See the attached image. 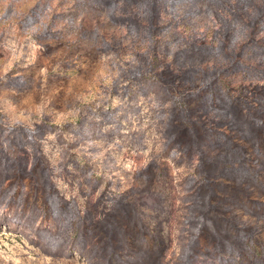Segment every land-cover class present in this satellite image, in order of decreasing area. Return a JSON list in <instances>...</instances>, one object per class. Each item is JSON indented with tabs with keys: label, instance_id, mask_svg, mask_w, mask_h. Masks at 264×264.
<instances>
[{
	"label": "rangeland",
	"instance_id": "1",
	"mask_svg": "<svg viewBox=\"0 0 264 264\" xmlns=\"http://www.w3.org/2000/svg\"><path fill=\"white\" fill-rule=\"evenodd\" d=\"M0 264H264V0H0Z\"/></svg>",
	"mask_w": 264,
	"mask_h": 264
}]
</instances>
